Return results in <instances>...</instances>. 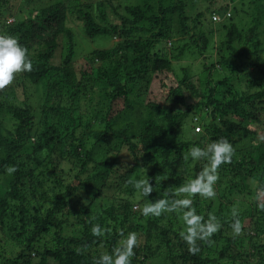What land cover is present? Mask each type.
<instances>
[{
    "label": "trees",
    "instance_id": "16d2710c",
    "mask_svg": "<svg viewBox=\"0 0 264 264\" xmlns=\"http://www.w3.org/2000/svg\"><path fill=\"white\" fill-rule=\"evenodd\" d=\"M235 1L210 0L212 18L233 10L248 21L230 24L222 46L231 56L195 80L187 69L177 75L174 61L194 46L205 55L212 44L203 33L175 46L189 32L186 0L158 12L133 0H0V35L18 38L33 63L0 91L23 103L0 99V247L13 253H0V264H93L119 246L121 230L141 242L132 264H264V211L256 201L264 186V0H240V8ZM106 3L121 22L103 23ZM72 20L89 40H119L80 59ZM226 20L213 21L222 28ZM244 36L239 51L232 43ZM32 86L42 91L38 110L24 102ZM221 137L235 148L232 163L219 169L215 199L197 195L193 207L222 228L192 255L179 236L182 212L144 217L140 209L148 200L184 198L165 193L194 179L206 161L192 166L183 154ZM6 166L18 170L9 174ZM130 179H149L155 190L137 197ZM234 207L244 224L235 238ZM94 224L111 231L94 237Z\"/></svg>",
    "mask_w": 264,
    "mask_h": 264
},
{
    "label": "clouds",
    "instance_id": "9594fccd",
    "mask_svg": "<svg viewBox=\"0 0 264 264\" xmlns=\"http://www.w3.org/2000/svg\"><path fill=\"white\" fill-rule=\"evenodd\" d=\"M214 19V18H213ZM215 21V20H214ZM33 71V63L29 51L12 35H0V91L9 88L16 80L18 74ZM197 130V129H196ZM264 139V137H262ZM235 155V148L226 137H221L216 141L208 143L204 147L192 146L188 152L183 154V160L188 162L206 161L201 170L194 179L179 186L175 190L169 189L165 196L184 198L158 199L154 202L148 200L140 209L144 217H160L165 213H181L182 220L186 229L179 233L181 239L188 245V251L196 255L201 251V242L211 246L214 241L212 237L222 228V224L217 217L209 213L208 218L197 214L193 207V198L199 195L203 199H215L217 192L215 185L219 180V169L221 165L231 164ZM129 167V165H125ZM18 169L15 166H6V171L11 174ZM159 182V176L156 177V183ZM136 190L137 197H149L154 192L155 187L149 182V179L129 180ZM256 201L259 210L264 211V186L256 189ZM135 207V206H134ZM233 237L243 234L244 224L240 219L238 209L235 207L231 212ZM110 229H104L100 224H94L91 227V233L94 237L101 238L105 236ZM123 238L119 246L113 248L112 253H101L98 258H94L93 264H132V258L135 256V249L140 246V240L136 232H129L127 236L123 230L119 232ZM86 251V246H83ZM80 254L82 249L77 248Z\"/></svg>",
    "mask_w": 264,
    "mask_h": 264
},
{
    "label": "rangeland",
    "instance_id": "374dc122",
    "mask_svg": "<svg viewBox=\"0 0 264 264\" xmlns=\"http://www.w3.org/2000/svg\"><path fill=\"white\" fill-rule=\"evenodd\" d=\"M176 0H133V4L144 6L145 4L152 5L154 7V11L158 12V7L163 5H169L174 4ZM243 2V0H242ZM187 3V18L189 20V32L185 36L177 37V43L176 47H182L186 44L192 43V37L193 36H200L203 33L206 34L209 39L211 40V49L205 53V55H199L195 51L196 46H194L191 50L187 49L186 54L180 59L174 61V68L176 71V74L179 76H182V70L187 69L189 76L193 79L197 80L199 77H202V80H206L207 75L205 71L206 66H211L212 64H216L222 56L228 55L231 56V52L228 48H226L225 45L222 46L223 42L228 41V28L230 27V24L233 22H237L240 24V21L243 22V25L247 23V19L242 17V14L235 13L233 10L231 11V16L228 17L226 20V24L224 26H227L224 29V26L221 28L219 24L214 23V19L209 16L210 13L207 11V8L209 7L210 0H186ZM241 2L240 0H236L233 4V6L240 8ZM116 7L118 8V3L116 4ZM102 8L106 9L107 13V19L103 22L104 24L112 23V22H121L120 17L115 13L109 4H105ZM120 11V9H118ZM200 11L206 12L205 18L198 19L197 14ZM12 20V19H11ZM71 28L74 29L77 32L76 37V48L78 52V58L81 59L82 56H85L86 54H89L92 50L96 49H112L115 45V43L119 40L117 37L110 38V37H102L97 38L96 40L92 41L89 40L83 30H82V24L77 22L76 20H72L71 23H69ZM241 28V27H239ZM243 41H235L232 43V45L237 48L239 51L246 46L247 38L246 36L243 37ZM145 41V40H144ZM255 48L254 45H249L248 49ZM191 51L192 53H188ZM176 54L179 52L176 51ZM77 58V59H78ZM241 75H239L240 77ZM237 88L242 89L245 85L243 80H239L237 78H234L232 81ZM199 84V83H198ZM22 91L21 89H19ZM23 92V91H22ZM14 91H9L3 95L1 100H9L12 103H15L16 105H22L23 103L17 98V95L14 94ZM25 94L24 102L27 101L32 106L36 107L38 110L40 107L39 104V95L42 93V91H38L36 88L27 87L26 91L23 92ZM6 123H8L9 127H12L13 122L7 120ZM197 162H194L192 166H194ZM0 253L3 254L2 256H5L6 258L12 257V252L10 251L9 247L7 250V247L5 249V246L2 244V247H0ZM0 262H2V258L0 256Z\"/></svg>",
    "mask_w": 264,
    "mask_h": 264
},
{
    "label": "built area",
    "instance_id": "2783aa9c",
    "mask_svg": "<svg viewBox=\"0 0 264 264\" xmlns=\"http://www.w3.org/2000/svg\"><path fill=\"white\" fill-rule=\"evenodd\" d=\"M230 16H231V11H228L226 14V18H220L219 16L216 15V16H214V20L217 22H222ZM199 130H200V128H197V131H199Z\"/></svg>",
    "mask_w": 264,
    "mask_h": 264
}]
</instances>
